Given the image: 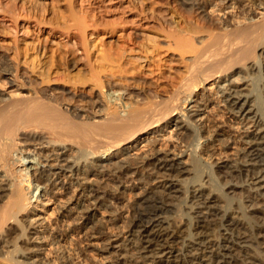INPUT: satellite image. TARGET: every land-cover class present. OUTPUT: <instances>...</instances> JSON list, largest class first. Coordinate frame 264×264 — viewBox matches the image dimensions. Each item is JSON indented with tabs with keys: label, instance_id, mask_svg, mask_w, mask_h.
<instances>
[{
	"label": "bare ground",
	"instance_id": "6f19581e",
	"mask_svg": "<svg viewBox=\"0 0 264 264\" xmlns=\"http://www.w3.org/2000/svg\"><path fill=\"white\" fill-rule=\"evenodd\" d=\"M50 1L73 23L48 33L54 62L43 42L30 77L0 59L1 263L264 264V0Z\"/></svg>",
	"mask_w": 264,
	"mask_h": 264
},
{
	"label": "rangeland",
	"instance_id": "374dc122",
	"mask_svg": "<svg viewBox=\"0 0 264 264\" xmlns=\"http://www.w3.org/2000/svg\"><path fill=\"white\" fill-rule=\"evenodd\" d=\"M41 1V3H43V4H46V8H45V11L44 10H41V9H37V10H35L36 8L35 7H33V9L31 8V6L33 5V4H36L35 2H37V0H0V19H2L3 17L4 18H6V20L9 22H7V24L9 25L11 22H10V17L13 15V14H11L10 15V13H11V11L14 13V14H16V12H17V14L18 15H20L19 16V18H20V20H22L23 18H25V15H27L26 16V19L28 18L29 19V22H30V25H29V30H30V32H29V35L27 36V38L23 41V42H19L18 44H19V50L20 51H23V52H21V56L17 59L16 58V56H15V42L13 41V37L10 35V33H9V31H8V27H4L2 24H0V59H2L1 61L5 64V65H10V66H14V65H16V63H20V67H21V70L23 71V75L25 76L26 75V77H30V74H26V72H28L27 70H24V69H27V67H28V69H30L29 67H30V61L33 59V58H35V57H37V55H38V53L36 54V48L37 47H39L40 48V45H43V44H46L48 47V49H47V52L46 53H44L43 54V62H46L47 61V63L48 62H54L53 60L55 59V55H54V53L52 52V50L55 48H57L59 45H60V41H59V39H57L56 37L54 38V37H51L50 35H48V33H50V29L52 28V26L55 28H62V26H65L66 27V25H68V23L69 24H73V23H71L70 21H68V20H65L64 21V19H65V15H64V17H62L61 16V14H59L58 13V11H56L55 12V9H53V5L51 4V1L50 0H39V2ZM204 1V0H203ZM214 1V0H213ZM34 2V3H33ZM205 3L207 2V3H211L212 2V0H205L204 1ZM172 3L174 4V6L176 7V8H178L179 6L177 5V3H175V1L174 0H172ZM58 4V3H57ZM59 4H62V3H59ZM58 4V5H59ZM45 6V5H44ZM25 7V8H24ZM59 7L60 8H58V9H61V11H64V9L65 8H63L64 6L63 5H59ZM29 8H30V11H29ZM35 8V9H34ZM3 9V11H1ZM33 11H32V10ZM15 10V11H14ZM26 10L28 11V12H33L32 14L31 13H26ZM6 11V12H5ZM8 12H9V14H8ZM215 14H213V20H218L221 16H222V13H220V12H218V11H216V12H214ZM31 17V18H30ZM38 18V19H37ZM35 19L37 20V21H39V19H40V21H42V22H44L45 21V25H44V29H43V31H41V32H39L38 31V29H37V27H35ZM24 20V19H23ZM47 23H49V24H47ZM66 23V24H65ZM58 26H60V27H58ZM69 26V25H68ZM71 26V25H70ZM109 28V29H108ZM106 29H108V30H110V27H107ZM136 30L135 29H133V28H131V27H125V28H122V27H120L119 28V30H118V34H117V38L119 37V36H122L123 34H125L126 36H128V35H130V34H132V33H134ZM138 32V31H137ZM156 31H154V32H152V31H148V30H140L138 33H140V34H142V36H140V38L138 39V41H139V43H144L145 44V46L146 47H149V51H152L153 50V44H155L154 43V41L156 40V39H158V41H160V42H158V44L160 45V43H161V45L160 46H165L166 45V40L164 39V38H162V37H159L156 33H155ZM109 34H111V33H108V34H106L105 35V37H106V39H107V41H109V40H111V39H109V38H111L110 37V35ZM122 34V35H121ZM48 35V36H47ZM124 35V36H125ZM109 36V37H108ZM112 36V35H111ZM49 37V38H48ZM151 37V40L149 39ZM153 37V38H152ZM158 37V38H157ZM40 38V39H39ZM45 38H48V40H46ZM143 38H144V40H143ZM45 39V40H44ZM152 39H153V41H152ZM155 39V40H154ZM164 39V40H163ZM41 40V41H40ZM140 40L142 41V42H140ZM145 41V42H144ZM150 41H152V43L150 42ZM38 42V43H37ZM42 42H43V44H42ZM93 43L94 42H91L90 43V45L89 46H91V47H93L92 45H93ZM38 44V45H37ZM37 45V46H36ZM58 45V46H57ZM36 49V50H35ZM152 49V50H151ZM95 51V50H94ZM34 52H35V54H34ZM172 57H173V60H174V62L171 64V65H173V69L171 70L172 72L176 69V71L177 72H182V70H183V64L182 63H180L179 62V60H178V56H176V54L177 53H173L172 52ZM52 55V56H51ZM54 55V56H53ZM152 54H150V56H151ZM24 56V57H23ZM35 56V57H34ZM51 57H52V59H51ZM176 57V58H175ZM32 58V59H31ZM177 61H176V60ZM34 60V59H33ZM50 60V61H49ZM24 61V62H23ZM26 61V62H25ZM143 62V61H142ZM26 63V64H25ZM49 63V64H50ZM146 64V62L144 61L143 62V65H145ZM24 67V69H22ZM26 67V68H25ZM76 71H73L71 74L73 75L74 73H75ZM74 75H76V74H74ZM8 82V80H6V78L4 77V75H1L0 74V91L1 92H6V93H8V92H12V91H14L15 90V86H13V87H11L12 85L10 84V83H7ZM59 84H58V83ZM56 82V84L57 85H59V86H62V84H63V86H66L67 88H71V86L69 85L68 86V84L66 83V85H65V83H63L62 81H57ZM2 83V84H1ZM3 85H4V87H3ZM5 88V89H4ZM257 88L258 89H256V91H258L259 90V85L257 86ZM199 92H201V90L199 91ZM260 104H261V102H259ZM191 106H188V109L190 108ZM187 109V108H186ZM187 109V110H188ZM263 110V109H262ZM262 113H264V110H263V112ZM209 172L210 171V169L208 168V167H206V166H203L202 167V172ZM213 172V171H212ZM202 178V177H201ZM204 178V177H203ZM220 182H223L224 183V179H221L220 178V180H219V182H217L218 184H220ZM235 182H237V181H235ZM235 182H233V183H235ZM214 184H216L215 182H214ZM229 191V190H228ZM227 191V192H228ZM236 191V193H234V195L236 196L235 197V203H239L240 201H242L243 199V197H244V195H243V193L241 192V190L240 189H236L235 190ZM241 193H242V198H241ZM132 195V194H131ZM131 195H129L131 198L133 197V196H131ZM230 197H234L232 194H230ZM240 197V198H239ZM134 199V198H133ZM237 199L239 200V202L237 201ZM242 199V200H241ZM184 200H185V198L183 197V200H182V197H181V201H183L184 202ZM177 201H180V200H176V206H174L173 208H170L171 209V211L172 212H174V215H175V217L177 216V215H179V214H182V212H184L185 211V209H184V203H180V202H178L177 203ZM237 201V202H236ZM180 203V204H179ZM222 205V204H221ZM232 205V204H231ZM176 207V208H175ZM231 208H235L236 207V205H234L233 204V206H230ZM179 208V209H178ZM177 211V212H176ZM181 211V212H180ZM170 214H171V212H169ZM177 213V214H176ZM174 215H173V217H174ZM178 221H179V223L181 224V227H182V230L184 229L185 230V232L187 231V228H186V226H187V224L185 223L186 221L183 219H177ZM184 223L186 224V225H184ZM179 224V225H180ZM212 225H214V224H212ZM212 225H206L207 226V230L209 231V232H211L212 231V229H213V231L211 232V234H212V236L214 237L213 239H215L216 241H217V239L218 240H220V238H221V233H222V231H220L221 229H220V227H216V226H213L212 227ZM209 226V227H208ZM211 227V228H210ZM200 230H202V228H199L198 229V231H200ZM204 230V229H203ZM220 233V237L218 236V234ZM214 234V235H213ZM255 247H256V245H254ZM258 250H260V251H262V249H260L259 247H258ZM0 263H1V261H0ZM2 264V263H1Z\"/></svg>",
	"mask_w": 264,
	"mask_h": 264
}]
</instances>
